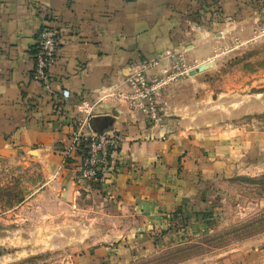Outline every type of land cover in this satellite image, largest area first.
Masks as SVG:
<instances>
[{
  "label": "crops",
  "instance_id": "0c3cea01",
  "mask_svg": "<svg viewBox=\"0 0 264 264\" xmlns=\"http://www.w3.org/2000/svg\"><path fill=\"white\" fill-rule=\"evenodd\" d=\"M262 5V0H0V153L24 154L27 162L42 165L64 197H75L81 164L76 154L70 163L64 158L73 134L81 128L88 135L113 133L116 172L104 189L116 206L139 217V233L127 245L105 249L107 262L122 264L131 250L148 256L199 239L196 234L226 214L214 201L224 195L218 191L224 178L264 171V161L253 156L264 146V135L208 130L201 123L203 111L191 107V92L188 102L178 97L202 73L163 92L156 121L108 95L126 90L128 75L153 61L158 67L150 76L169 67L173 56L199 67L223 55L230 43L239 49L250 44L264 27ZM44 26L58 31L46 85L32 79ZM92 118L108 120L98 130L90 126ZM243 153L249 159H241ZM178 210L190 217L185 236L155 241L151 233L170 228ZM208 211L221 218L208 223L196 217ZM178 264H264V232Z\"/></svg>",
  "mask_w": 264,
  "mask_h": 264
},
{
  "label": "rangeland",
  "instance_id": "374dc122",
  "mask_svg": "<svg viewBox=\"0 0 264 264\" xmlns=\"http://www.w3.org/2000/svg\"><path fill=\"white\" fill-rule=\"evenodd\" d=\"M237 45L230 43L223 55L203 63L207 71L190 86L183 85L178 97L188 102L191 92L190 106L203 111L201 123L207 122L208 130L264 135V27L250 44L241 49ZM171 68L169 76L175 78L163 91L179 87L197 66L178 55L172 57ZM249 110L252 114H244ZM253 154L257 161H264V146ZM9 156L0 153V264H113L107 262L105 249L127 245L139 233V217L116 206L96 180H84L78 174V193L64 197L42 165L27 162L24 154ZM224 179L218 189L224 195L214 199L225 206L221 221L196 234L199 239L184 240L161 253L144 256L131 250L122 264H178L233 248L240 240L263 233L264 171L250 176L245 170ZM237 196L239 208L234 207ZM209 214L213 221L221 218L219 212Z\"/></svg>",
  "mask_w": 264,
  "mask_h": 264
},
{
  "label": "built area",
  "instance_id": "2783aa9c",
  "mask_svg": "<svg viewBox=\"0 0 264 264\" xmlns=\"http://www.w3.org/2000/svg\"><path fill=\"white\" fill-rule=\"evenodd\" d=\"M38 55L34 62L32 79L46 85L49 68L54 63L58 49V31L53 27L44 26L39 33ZM158 67L153 61L142 69H136L128 75L126 90L111 93L110 98L116 102H125L130 107L141 111L153 120L159 119V99L162 89L175 77L169 76L174 68H163L159 74L150 76L149 71ZM176 67V66H175ZM162 92V93H161ZM67 93H64L66 97ZM89 139V153L80 170L84 180H95L97 172L111 171L110 154L117 145V137L113 133L85 134L83 128L73 134L70 146L65 151V160L75 155L82 140Z\"/></svg>",
  "mask_w": 264,
  "mask_h": 264
},
{
  "label": "trees",
  "instance_id": "16d2710c",
  "mask_svg": "<svg viewBox=\"0 0 264 264\" xmlns=\"http://www.w3.org/2000/svg\"><path fill=\"white\" fill-rule=\"evenodd\" d=\"M263 3V7H264V0H262ZM261 6V7H262ZM219 10H221L220 6L218 7ZM39 49H38V45H36L35 48V52H34V60H36L37 55H38ZM89 144H90V140L89 139H84L82 140V142L80 143V145L77 147V151H76V155L75 157L78 158V160L80 161V166L79 169L82 168V163L84 161V159L87 157L88 153H89ZM118 150V143L116 145V147H114L111 150V154H110V164H111V171H103V172H97V177H96V185L97 187H101L102 185L105 186L107 181L109 180V178L111 177V175L113 173L116 172V165L114 164V155ZM66 162L70 163V160H67ZM80 174V171L78 172ZM197 218H201L202 220H204L205 222L212 221L213 217L212 214H209L208 212H204L201 213L199 215L196 216ZM190 223V217H186L183 210H178L172 219V224L170 226V228L164 230V231H153L152 237L154 238L155 241H161L163 237L170 235V236H176V237H183L186 234L187 228L189 226Z\"/></svg>",
  "mask_w": 264,
  "mask_h": 264
},
{
  "label": "water",
  "instance_id": "95a60500",
  "mask_svg": "<svg viewBox=\"0 0 264 264\" xmlns=\"http://www.w3.org/2000/svg\"><path fill=\"white\" fill-rule=\"evenodd\" d=\"M206 70H207V67L205 65H201V66L197 67L195 70L190 71L189 75L193 76V75L198 74V73H203ZM107 120L108 119H106V118H92L90 120V126L95 128V129H98V130H99V128L102 129L103 124Z\"/></svg>",
  "mask_w": 264,
  "mask_h": 264
}]
</instances>
